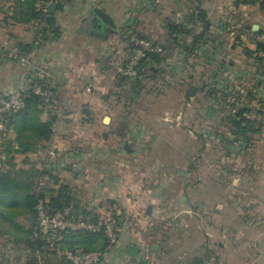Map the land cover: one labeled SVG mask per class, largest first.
Listing matches in <instances>:
<instances>
[{"label": "rangeland", "instance_id": "1", "mask_svg": "<svg viewBox=\"0 0 264 264\" xmlns=\"http://www.w3.org/2000/svg\"><path fill=\"white\" fill-rule=\"evenodd\" d=\"M140 1L150 5L145 12L147 15H140L143 24L131 25L130 29L124 30L123 36L107 43L108 47L104 52L99 49L96 51L99 72L103 73V82L108 87L98 91L95 94L98 98L93 102L80 103L76 107L69 106L70 111H67L66 116L71 117L70 113H79V119L72 126L61 127L56 131L57 138L51 146L55 148L57 158L58 152L64 149L67 151H63L65 168L27 167L28 170H37L34 189L37 193L44 191L47 198H50L52 194L57 193L60 181L63 180L64 184L78 190L85 199L93 201V205L89 207L94 212L108 210L111 213H121L122 218L128 215L133 218L140 212L141 216L149 218L150 221L153 220L147 213L150 203L140 202V205H137L135 196L143 191L148 185L147 182L154 180V186H161L159 190L166 192L169 197V200L162 202L164 219L151 226L149 223L135 225L137 222L133 219H130L132 225L124 224L122 218H119L117 226L120 228L122 244L125 245L123 249L126 250V244L137 245L138 241L133 232L135 228L150 234L155 229L157 233L153 239H148V244L154 241L159 247L152 249L151 245L149 246V259L146 258L149 264H264V156H260L257 161L259 167L249 170L253 147L257 142L264 144V136L258 139L254 134L251 146L233 147L227 144L225 137L229 133L230 123L227 121L229 115L226 114H229L230 108L227 110V105L219 103L218 99L212 109L217 110L219 114L213 122L219 138H208L206 141L203 137L182 136V119L178 116H182L184 110L193 112L195 105H186L185 109L184 85L181 83L180 73L176 72L172 79L176 67L168 72L166 64L162 63L158 70L149 72L143 78L142 84L136 87H133V80L130 82L129 79H121L124 64L135 47L133 40L146 37L164 44L169 53V40L167 36H162L163 26L168 21V10L162 12L166 1ZM261 1L253 5L248 4L242 9L233 8L235 0L205 1L211 10L213 30L219 38L218 46L224 43V29H231L235 20L250 26L258 24L259 30L264 28ZM172 3L170 18L177 19V24L184 23V16L179 14L187 11L183 14L186 16L190 13V1L180 0ZM180 19L183 22L178 23ZM237 32L242 34L245 30L240 28ZM179 33L182 32H176L174 50L181 48L178 42ZM45 37L37 44L44 42ZM253 38L256 37L252 32L244 36V39L240 36L231 38L230 42L232 39L235 42V49L231 47L233 50L229 52V59L234 58L238 62L250 60L244 56L243 49L246 45L255 48L251 43ZM257 38L264 39V36ZM94 55L92 52L89 56ZM200 60L203 62L204 58ZM169 74L172 81L168 78ZM258 79L260 76L252 78L251 84L256 83ZM236 84H240V80H236ZM242 88L237 90L238 93L236 91L235 97L241 99L244 92ZM56 100L55 93L54 108L42 111L52 114L57 108L60 109L62 100L60 97L59 101ZM200 104L207 106L209 100ZM222 114L223 119L220 118ZM106 116L110 117L109 122H105ZM198 124L202 125L203 122ZM196 142L198 146L205 144L206 149L201 153H185L186 147H194ZM59 144L62 146L59 147ZM229 151H234L235 154L230 155L228 159L226 157ZM23 160V156H17L19 164H22ZM189 164L195 167L189 175V191L192 198L196 188L202 191L200 198L203 204L196 213H193L194 209H190L188 205L178 202L185 182L180 170L184 172ZM76 175L79 178L77 180L74 177ZM17 219L27 225L31 222L25 215L18 216ZM8 227V224L0 223V262L23 264L27 260L25 254L22 255L21 248L15 249L8 241L9 234L5 231ZM113 252L106 254L102 264H140L143 253L147 251L139 249L129 253L123 252L121 257Z\"/></svg>", "mask_w": 264, "mask_h": 264}, {"label": "crops", "instance_id": "2", "mask_svg": "<svg viewBox=\"0 0 264 264\" xmlns=\"http://www.w3.org/2000/svg\"><path fill=\"white\" fill-rule=\"evenodd\" d=\"M21 1L24 0H0V94L11 93L20 81L24 79L30 69L29 66L21 64L10 55L11 50L14 48L19 49L21 44L32 43L35 40L37 32V21L27 15L26 9L20 4ZM162 1H166L162 12L165 13V11L168 10V16H166L168 17V21L166 25L163 26L162 36H167L169 40L167 42L169 53L166 55L167 57L164 59L163 63H165L167 66L166 68L169 69L168 72H171V68L173 70V68L176 67L173 71L174 74L172 79L175 77L176 72H179L180 77H182L181 83L184 85L183 98L185 109L186 105H195L193 112L192 110H184L182 116H178L179 119H182L180 133L185 137H203L206 141H208V138H219L218 130L213 127V122L216 121V117L219 116L218 111L216 110V112L212 109V106H216L218 103L215 101L218 99L219 103L226 104L227 110L230 108L229 114L227 113L226 115L230 116V114L233 113V108L230 107V104H234L235 102L239 103L240 100L246 103L249 102L245 98L246 89L249 88L246 86H253L255 83L251 84L252 78L259 77L256 74V66L253 59L247 57L245 51L244 56L250 60H242L241 62H238L234 58L229 59L230 50L235 49L233 46L235 43L233 41L235 36H240L244 39V36H248L249 32L254 30L251 28L252 31H250L251 26L249 24H240L235 20V22H232L231 29L226 31L224 29V35L222 36L224 43L223 45H220L221 47L218 46L219 38L216 36L215 30H213L214 23L212 22L211 10L206 6V0H203L202 6L207 10L208 18L211 22V26L206 32L204 39L193 45V36L199 34L203 27L199 23L195 25L189 24L186 29H189L190 31L182 33L183 36H186V43L182 47L180 46V49L174 50L173 46L176 44L175 25L177 24V19L170 18V6L173 4L172 2H179L180 0ZM247 5L248 4L236 5L235 0L233 8L242 9ZM149 6L148 3L146 5V2L140 0H70L66 4H63L62 7L56 5L54 12L51 13L55 14L57 26L53 29L47 28V37L44 39V42L39 45H34L33 49L28 54V57L33 63L41 62L46 64L52 71L56 101H59L60 97L62 100L61 108H63V110L61 111V108H57L56 112L53 111L52 114L47 111H41L39 113L38 119L41 122H50L53 118V135L48 141L39 140L34 146H32V148H27L25 152L13 151L15 157L14 162L16 163L15 168H65V164L63 163V153L67 151L63 148V151L65 152H58L57 158L56 154L52 156L49 154V149L54 148L51 145L57 138L56 131L61 127L68 128L72 126V124H74V122L80 117L79 113L76 115L74 114L75 116L73 113H70L69 116L71 115V117L66 116L67 111H70L68 109L69 106L76 107L80 103H87L88 101L93 102L98 98L95 94L108 87V85L103 82V73L99 72V58L96 56V51L99 49L104 52L105 48L108 47L106 44L123 36L124 30L130 29L129 27L131 25H136L137 23L143 24V18H141L140 15H147L145 12ZM189 7L191 8L190 12H192L193 7L191 2ZM96 10H99L100 12ZM182 12H184V9ZM235 12L236 11L234 10L233 13ZM184 13H187V11ZM183 14L179 15L185 16ZM138 20H140V22ZM240 28H243L245 33L243 32L242 34H239L237 30ZM149 35L152 36L154 34ZM231 38L233 39L230 42ZM246 46L250 47L248 45ZM231 47H233V49ZM92 52H94L95 55L89 56ZM201 58H204L203 62L200 60ZM170 77L171 75L169 74L168 78ZM236 80H240V84L237 85ZM261 80L262 82L258 88V93L259 96H264V77L260 76L258 81ZM114 86L117 87L116 84H114ZM241 88L244 92L240 99L235 97V94L236 91L238 89L240 91ZM239 91H237V93ZM71 94L74 96L72 97ZM206 100H209V106H201L200 102L203 101L204 103ZM256 105L257 101L255 100L251 104L252 109H255ZM249 115H254V117H251L252 119L259 118L255 111L250 112ZM168 117L170 120V116ZM220 118L223 119V114ZM198 122H203V124L199 125ZM208 122L210 124H208ZM261 134L262 132L256 134L255 137L258 139L263 137L264 134ZM226 136H229V133ZM16 137L17 133L13 128L8 131L6 137L0 136V156L5 149L7 141L12 140L14 146L16 148L18 147ZM262 143H264L263 140ZM42 144H45V147H43ZM58 146L61 147L62 144H59ZM253 148L254 151L253 156H250L249 170H254L255 167H259L257 166V161L260 156H264V144H259L257 142ZM205 149V144L198 146V142H196L194 147L192 145L187 146L185 153H201ZM18 155L23 156L24 160L22 164L17 162ZM228 157H230V155H227L226 158ZM50 164H52V166ZM0 168L7 169L9 166L0 161ZM193 168L195 167L189 164L186 170L183 169L184 172L180 170L185 182H183L182 193L178 198V202L184 203L185 206L188 205L187 207H191L190 209H194L193 213H196V210L201 208L203 203L200 198L202 193L200 188L195 189L194 198H192L189 191L191 188L189 175ZM41 175L39 176L40 181L42 179ZM74 177L75 180L79 179L78 175ZM153 181L154 180H150L147 182L148 185L143 188V191H140L135 196V202L137 205H140V202L150 203L148 205L147 213L152 216L153 220L149 221V218L143 217L140 212H137L138 214L133 216V218H129V215L127 217H121L124 224L128 223L132 225L130 219L137 222L135 225L149 223L151 226L156 222L163 221L165 213L162 202L169 200V197L166 196V192H161L159 190L161 189V186H154L156 181ZM60 182L63 183V180ZM90 187H92V184ZM84 189L86 190V187ZM71 190L80 201L81 205L91 209L89 205H93V201L85 199L78 190L72 188ZM118 190H120V185H118ZM198 199H200L199 202ZM186 211L191 212L192 210ZM133 232H135L134 236L138 241L137 245L126 244V250L123 249L125 245L122 244V238L119 231V241L111 251H114L113 253H116V255L121 257V253L123 254V252L129 253L130 251L132 252L141 249L142 251H147L146 253H143L141 260H147L146 258L148 257L150 248L155 249L156 247L154 246L159 247V244H156L154 241H151L150 248V245L148 244V239H153L157 231L153 229L150 234L143 233L142 230H137V228H135V231ZM130 245H134L135 248H131ZM120 264L123 263L120 262Z\"/></svg>", "mask_w": 264, "mask_h": 264}, {"label": "trees", "instance_id": "3", "mask_svg": "<svg viewBox=\"0 0 264 264\" xmlns=\"http://www.w3.org/2000/svg\"><path fill=\"white\" fill-rule=\"evenodd\" d=\"M47 1L49 0H24L20 4L26 9L27 15L37 21L42 17V12L38 10L39 4ZM258 1L236 0V5L256 4ZM190 2L193 7L192 12L183 17L184 23L175 25V30L182 33L189 32L190 30L186 29L189 24L195 25L199 23L203 29L199 34L193 36L192 44L195 45V43L204 39L211 22L208 18L207 10L202 6L203 0H190ZM57 6L62 7L63 4L57 3ZM260 7L264 10V0L261 1ZM46 23V29L55 28L57 26L55 14L49 11ZM252 34L256 37L252 39L255 48L246 46L244 51L247 57L253 59L256 66V74L264 77V39L257 38V36H264V28L252 31ZM35 40L30 44H21L20 53L28 55L33 46L37 45ZM166 57V55L149 53L138 61L136 66L137 74L135 76L130 77L123 74L121 79H129L130 82L133 80V87H136L142 84L143 78L149 72L152 73L158 70V66L163 63ZM261 82L262 80L246 89L245 98L249 102L246 103L240 100L239 103L230 104V107L233 108V113L228 118L230 123L229 136L225 138L227 144L233 147L251 146L253 135L260 134L263 130L264 96H259L258 93ZM255 100L257 105L255 109H252L251 104ZM42 110H44L43 103L39 96H32L27 100V105L23 110L8 116L9 121L6 123L5 134L2 135V132H0L1 137H6L8 131L13 128L17 133L18 142V147L16 148L12 140L7 141L5 149L0 156V161L9 166L7 169L0 168V223L1 225H9L7 230H5L9 234L8 241L14 245L15 249L21 248L22 255L25 254L24 257L27 260L23 264H71L65 258H57L41 237L36 206L41 198H47V194L44 191L37 193L34 189L37 170L15 168L16 163L14 162L13 151L25 152L27 148H32L39 140L48 141L53 135V118L50 122H41L38 119V115ZM252 111H255L259 118L252 119L247 115ZM42 146L45 147V144H42ZM232 153L234 151H229L227 155H232ZM48 200L57 208H65L73 204V212L76 216L93 218L97 213L93 209L81 205L68 184L61 183L57 193L52 194ZM112 214L116 221L121 218L120 214L114 212ZM22 215H25L31 221L30 224H24L17 219L18 216ZM64 243L66 247L73 250L82 248L85 251H95L105 248L106 237L104 234L98 233H73L69 231L64 233ZM140 264H149V262L141 260Z\"/></svg>", "mask_w": 264, "mask_h": 264}, {"label": "built area", "instance_id": "4", "mask_svg": "<svg viewBox=\"0 0 264 264\" xmlns=\"http://www.w3.org/2000/svg\"><path fill=\"white\" fill-rule=\"evenodd\" d=\"M69 1L49 0L39 4L38 10L42 12V17L37 20L36 44L46 36V18L51 4H66ZM181 22L183 21L180 19L178 23ZM179 34L178 42L182 47L186 43L184 40L186 38L182 36V33ZM133 41H135V47L124 64L122 71L124 75L135 76L138 61L149 53L162 56L168 54V49L164 44L149 40L146 37H140ZM10 55L21 64L30 67L28 71L30 76L28 78L25 76L11 93L0 94V132L3 135L5 134L6 123L9 121L8 116L23 110L29 98L34 95L39 96L44 110H52L55 100L51 70L46 65L31 62L28 55L20 53L17 48L12 49ZM248 116L254 117V115L249 114ZM55 152L54 148L49 149V154L54 155ZM36 212L42 239L57 258H65L71 264H102L106 254L119 241L117 221L108 210L98 211L93 218H85L74 215L73 204L65 208H57L49 202L48 198H41L36 206ZM69 231L104 234L106 246L104 249L95 251H85L82 248L73 250L64 245V233Z\"/></svg>", "mask_w": 264, "mask_h": 264}, {"label": "water", "instance_id": "5", "mask_svg": "<svg viewBox=\"0 0 264 264\" xmlns=\"http://www.w3.org/2000/svg\"><path fill=\"white\" fill-rule=\"evenodd\" d=\"M55 8H56V4H55V3H52L51 6H50V12H54ZM96 11L100 12L99 10H96ZM248 27H249V26H248ZM251 28H252L254 31H257V30L259 29V25H258V24H254V25L251 26ZM106 37H108V36H106ZM29 76H30V74L27 73V74H26V77L28 78ZM109 121H110V117H109V116H106V117H105V122H109ZM130 247H131V248H135L134 245H130ZM154 247H157V246H154Z\"/></svg>", "mask_w": 264, "mask_h": 264}]
</instances>
